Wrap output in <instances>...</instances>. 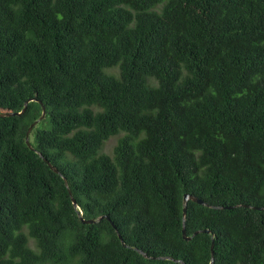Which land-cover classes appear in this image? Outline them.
<instances>
[{
    "label": "trees",
    "instance_id": "1",
    "mask_svg": "<svg viewBox=\"0 0 264 264\" xmlns=\"http://www.w3.org/2000/svg\"><path fill=\"white\" fill-rule=\"evenodd\" d=\"M30 99L0 264H264V0H0V112Z\"/></svg>",
    "mask_w": 264,
    "mask_h": 264
},
{
    "label": "water",
    "instance_id": "2",
    "mask_svg": "<svg viewBox=\"0 0 264 264\" xmlns=\"http://www.w3.org/2000/svg\"><path fill=\"white\" fill-rule=\"evenodd\" d=\"M31 101V99L30 100H28L27 102H26V105H25V107H24V109L21 111V112H11V113H3V112H0V116H11V115H16V114H21V113H23V112H25L26 110H27V108H28V104H29V102ZM41 103L43 104V102L41 101ZM46 114H47V109H46V106L43 104V114H42V116L39 118V119H37L36 121H34L32 124H31V126L29 127V129H28V131H27V136H26V141H27V143H28V145H29V147L31 148V149H34V150H36L39 154H40V156L49 164V166L54 170V171H56L57 173H60V174H62V172L58 169V167H56L46 156H44V154L40 151V150H38V149H36L34 146H33V144L31 143V140H30V135H31V132L33 131V129H34V127L42 120V119H44V117L46 116ZM64 179H65V183H66V185H67V187H68V189H69V193H70V196L72 197V199H73V202H74V205L75 206H77V201H76V199L74 198V195H73V192H72V190L70 189V187H69V182H68V179H67V177H65L64 176ZM194 201V202H197V203H199V204H204V205H209L204 199H202V198H200V197H198V196H196V195H194V194H192V193H185V195H184V215H186V213H187V206H188V203H189V201ZM255 209H259V210H263L264 209V207L263 206H253ZM104 217V216H103ZM103 217H100L99 219H89V220H86V219H84L83 218V220H84V222H86V223H92V222H97V221H99L100 219H102ZM114 225V224H113ZM115 226V225H114ZM201 231H204V232H210V229H204V230H197V231H195V233H194V235L195 234H198L199 232H201ZM183 235H184V237L187 239V240H190V239H192V236H188L187 235V231H186V227H185V224H184V227H183ZM119 236H120V238L122 239V236H121V234H119ZM146 256H147V254L146 253H144Z\"/></svg>",
    "mask_w": 264,
    "mask_h": 264
},
{
    "label": "rangeland",
    "instance_id": "3",
    "mask_svg": "<svg viewBox=\"0 0 264 264\" xmlns=\"http://www.w3.org/2000/svg\"><path fill=\"white\" fill-rule=\"evenodd\" d=\"M117 138L118 137H113L106 143V146H105V151L106 152H108V153H112L113 152L114 146L117 143ZM32 245L34 247V241L33 240H32Z\"/></svg>",
    "mask_w": 264,
    "mask_h": 264
}]
</instances>
